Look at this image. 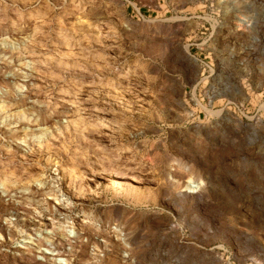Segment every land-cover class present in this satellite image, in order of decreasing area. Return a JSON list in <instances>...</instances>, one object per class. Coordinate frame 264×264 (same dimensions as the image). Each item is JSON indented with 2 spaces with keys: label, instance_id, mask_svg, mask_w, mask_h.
<instances>
[{
  "label": "rangeland",
  "instance_id": "rangeland-1",
  "mask_svg": "<svg viewBox=\"0 0 264 264\" xmlns=\"http://www.w3.org/2000/svg\"><path fill=\"white\" fill-rule=\"evenodd\" d=\"M200 35L264 0H0V264H264V39Z\"/></svg>",
  "mask_w": 264,
  "mask_h": 264
},
{
  "label": "built area",
  "instance_id": "built-area-1",
  "mask_svg": "<svg viewBox=\"0 0 264 264\" xmlns=\"http://www.w3.org/2000/svg\"><path fill=\"white\" fill-rule=\"evenodd\" d=\"M209 38H220L228 40L226 47L220 49H214L209 52L207 55V35H200L198 42L191 43L190 45L195 46L199 52L192 53L191 50L187 51V55L193 60L196 64L198 63L202 70L211 71L215 70H226V69H236V70H258V45L261 43V40L264 39V35H210ZM233 40V41H232ZM229 44V45H228ZM238 44H242L240 48L237 47ZM192 48V47H191ZM201 55L203 56L201 58ZM209 58V61H207ZM232 67H230V66ZM41 230V228H40ZM50 229L41 230V233L38 234L40 239L43 237L51 236L49 234ZM5 237L3 233L0 232V245H3ZM40 246L42 247L38 253L40 257H37L40 260V263H49L53 261L55 264H61L59 260L61 259V253L56 252V249L53 248L49 243H43L40 241ZM33 248L32 246H30ZM54 256V257H53Z\"/></svg>",
  "mask_w": 264,
  "mask_h": 264
},
{
  "label": "bare ground",
  "instance_id": "bare-ground-1",
  "mask_svg": "<svg viewBox=\"0 0 264 264\" xmlns=\"http://www.w3.org/2000/svg\"><path fill=\"white\" fill-rule=\"evenodd\" d=\"M83 5V4H82ZM112 35V34H111ZM99 124V123H98ZM67 239V238H66Z\"/></svg>",
  "mask_w": 264,
  "mask_h": 264
}]
</instances>
